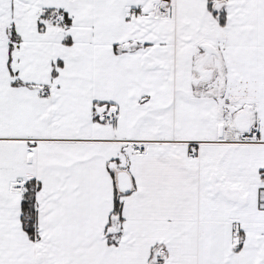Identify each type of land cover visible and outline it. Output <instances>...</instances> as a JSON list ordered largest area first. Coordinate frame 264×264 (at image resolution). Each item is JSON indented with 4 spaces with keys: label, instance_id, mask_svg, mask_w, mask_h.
I'll return each mask as SVG.
<instances>
[{
    "label": "snow or ice",
    "instance_id": "obj_1",
    "mask_svg": "<svg viewBox=\"0 0 264 264\" xmlns=\"http://www.w3.org/2000/svg\"><path fill=\"white\" fill-rule=\"evenodd\" d=\"M0 264H264V0H0Z\"/></svg>",
    "mask_w": 264,
    "mask_h": 264
}]
</instances>
